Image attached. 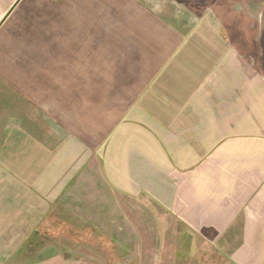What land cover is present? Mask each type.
Here are the masks:
<instances>
[{"label":"crops","instance_id":"obj_1","mask_svg":"<svg viewBox=\"0 0 264 264\" xmlns=\"http://www.w3.org/2000/svg\"><path fill=\"white\" fill-rule=\"evenodd\" d=\"M234 1L225 22L180 0H0V264L87 194L110 215L144 197L264 264V0Z\"/></svg>","mask_w":264,"mask_h":264},{"label":"rangeland","instance_id":"obj_2","mask_svg":"<svg viewBox=\"0 0 264 264\" xmlns=\"http://www.w3.org/2000/svg\"><path fill=\"white\" fill-rule=\"evenodd\" d=\"M180 1L194 11L209 8L211 13L218 12L225 22L226 10L229 7L233 9L235 2ZM257 19L256 16L249 18L250 21ZM232 20L238 25L236 18ZM87 195L82 200H77L79 195L71 201L60 200L50 207L46 214L48 224L44 218L38 232H33V241L23 243L21 249L25 254L20 257L21 260L18 256L9 258L10 264H28L55 253H63L73 259L82 258L90 264H229L216 250L194 240L186 227L144 197L122 201L120 212L110 215L106 210L94 212L87 209L92 202ZM69 203L77 209L69 207ZM101 212L103 215L99 217ZM107 216L113 219L108 220ZM114 220L118 221V225H107L109 221L117 222ZM111 228L115 230L114 235Z\"/></svg>","mask_w":264,"mask_h":264}]
</instances>
